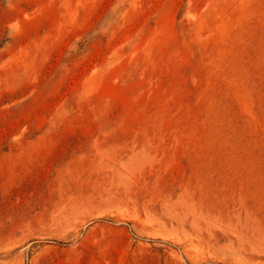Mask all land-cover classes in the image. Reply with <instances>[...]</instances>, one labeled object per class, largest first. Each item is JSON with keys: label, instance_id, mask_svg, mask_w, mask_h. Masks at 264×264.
I'll return each instance as SVG.
<instances>
[{"label": "rangeland", "instance_id": "1", "mask_svg": "<svg viewBox=\"0 0 264 264\" xmlns=\"http://www.w3.org/2000/svg\"><path fill=\"white\" fill-rule=\"evenodd\" d=\"M0 264H264V0H0Z\"/></svg>", "mask_w": 264, "mask_h": 264}]
</instances>
